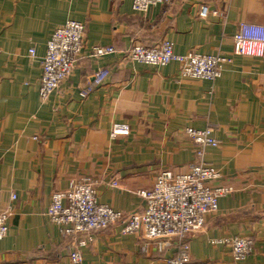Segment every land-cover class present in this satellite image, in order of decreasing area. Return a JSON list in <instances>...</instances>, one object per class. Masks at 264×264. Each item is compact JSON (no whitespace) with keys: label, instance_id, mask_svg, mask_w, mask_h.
Listing matches in <instances>:
<instances>
[{"label":"crops","instance_id":"1","mask_svg":"<svg viewBox=\"0 0 264 264\" xmlns=\"http://www.w3.org/2000/svg\"><path fill=\"white\" fill-rule=\"evenodd\" d=\"M202 3L210 11L205 19L198 17ZM69 20L85 27L80 57L41 102L46 43ZM240 23L264 28V0H174L145 13L133 11L132 0H0V210L11 211L0 264H71L70 239L46 215L51 195L89 178L99 203L124 215L141 212L138 191L150 189L160 172L184 173L193 163L198 147L185 129L207 127L218 141L203 153L220 174L212 185L233 192L189 239L187 264H264V56L232 55ZM163 39L175 54H219L231 62L211 83L180 78L175 62L124 59L133 44ZM94 47L114 52L94 57ZM98 70L103 77L94 85ZM113 125L128 133L112 136ZM119 229L99 233L82 250V264H168L176 256ZM235 236L254 241L240 263L226 244L211 243Z\"/></svg>","mask_w":264,"mask_h":264},{"label":"built area","instance_id":"2","mask_svg":"<svg viewBox=\"0 0 264 264\" xmlns=\"http://www.w3.org/2000/svg\"><path fill=\"white\" fill-rule=\"evenodd\" d=\"M173 1L132 0V10L145 13L152 6L169 5ZM209 13L207 5H199L200 19H205ZM84 40L85 27L80 22L69 20L54 29L41 60L38 88L41 102H46L71 76ZM232 42L233 56H264V28L261 26L240 23ZM113 52L112 47H94L91 51L94 57ZM28 53L32 58L35 56L33 48ZM124 59L159 67L175 62L179 65L180 78L211 83L221 77L224 66L231 62L230 57L219 54H175L173 43L168 39L152 46L133 44L125 51ZM102 77V70H98L91 76V82L98 85ZM127 133L128 127L125 125H113L111 130L112 136ZM185 135L198 147L193 163L184 173H173L169 170L160 172L150 189L138 191V196L145 204L141 212L124 215L99 203L96 182L89 178L71 182L66 190L51 195L46 215L53 224L61 228L62 234L70 239L68 258L71 264H82V250L93 243L99 233L115 224H119L121 235L139 234L145 241L153 243L160 252L175 249L176 256L166 260L168 264L189 262V239L202 231L206 216L217 211L219 198L231 194L233 188L213 186L212 183L219 179L220 174L218 170L203 162L204 149L218 147V141L212 136V128H187ZM110 186L117 187L118 184L113 181ZM11 198L15 197L12 195ZM10 215L9 208L0 210V241L7 235V220ZM211 243L226 244L236 263L245 261L252 254V242L245 237L213 240Z\"/></svg>","mask_w":264,"mask_h":264},{"label":"rangeland","instance_id":"3","mask_svg":"<svg viewBox=\"0 0 264 264\" xmlns=\"http://www.w3.org/2000/svg\"><path fill=\"white\" fill-rule=\"evenodd\" d=\"M185 134V133H184ZM219 186H221V185H219ZM204 228V227H203ZM235 237H238V236H235ZM240 237H242V236H240ZM232 238H234V237H232ZM245 238H248L249 240H251V242H252V252H253V248H254V241H253V239L252 238H249V237H245ZM231 254V253H230ZM236 263V262H235ZM237 263H240V262H237Z\"/></svg>","mask_w":264,"mask_h":264}]
</instances>
